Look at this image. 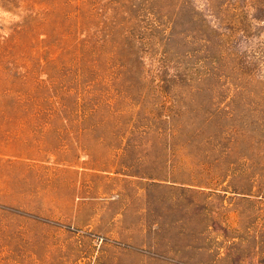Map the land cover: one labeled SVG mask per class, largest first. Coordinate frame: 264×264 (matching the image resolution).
Here are the masks:
<instances>
[{
  "label": "rangeland",
  "instance_id": "1",
  "mask_svg": "<svg viewBox=\"0 0 264 264\" xmlns=\"http://www.w3.org/2000/svg\"><path fill=\"white\" fill-rule=\"evenodd\" d=\"M0 264H264V0H0Z\"/></svg>",
  "mask_w": 264,
  "mask_h": 264
}]
</instances>
